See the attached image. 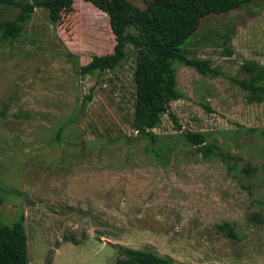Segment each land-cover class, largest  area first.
Returning <instances> with one entry per match:
<instances>
[{"label":"rangeland","instance_id":"374dc122","mask_svg":"<svg viewBox=\"0 0 264 264\" xmlns=\"http://www.w3.org/2000/svg\"><path fill=\"white\" fill-rule=\"evenodd\" d=\"M30 1L0 0V20ZM113 43L107 16L82 0L55 23L35 7L14 38L0 36V223L22 216L28 264H113L123 247L183 264H264V97L248 102L232 81L243 60L264 65V0L201 20L185 55L216 73L174 65L179 127L161 114L152 141L129 127V43L112 69L78 72ZM183 131L203 133L214 154Z\"/></svg>","mask_w":264,"mask_h":264},{"label":"trees","instance_id":"16d2710c","mask_svg":"<svg viewBox=\"0 0 264 264\" xmlns=\"http://www.w3.org/2000/svg\"><path fill=\"white\" fill-rule=\"evenodd\" d=\"M82 1L90 3L107 16L114 43L110 52L92 54L86 63L79 66L78 72L84 75L112 69L124 57L125 46L129 43L134 55L129 127L139 137L152 141L155 135L151 129L159 123L161 114L167 113L176 127H179L168 110L169 103L181 97L176 87L174 65L192 67L201 75L216 73L205 59L185 55V47L195 35L201 20L207 15L244 8L256 0H146L142 5H136L130 0ZM72 3L73 0L16 3L18 12L14 18L0 20V36L14 38L35 7L45 9L49 21L55 23L60 13L68 10ZM232 31L233 28H229L221 34L223 44L229 41ZM225 53H232L230 46H226ZM238 67L245 76L232 81L246 91L248 102H260L264 97V65L254 60H243ZM89 98V94L83 96L79 112H82L85 101ZM181 135L184 143L196 147L203 157L214 154L212 147L205 143L203 133L183 131ZM220 158L227 171L234 169L233 164L230 165L222 156ZM248 169L251 170L249 167L241 170ZM22 219L19 215L9 224L0 223V264H28ZM63 239L77 243L73 238ZM119 253L121 257L113 264H183L149 250L123 247Z\"/></svg>","mask_w":264,"mask_h":264}]
</instances>
